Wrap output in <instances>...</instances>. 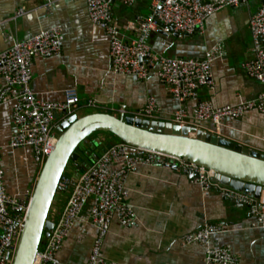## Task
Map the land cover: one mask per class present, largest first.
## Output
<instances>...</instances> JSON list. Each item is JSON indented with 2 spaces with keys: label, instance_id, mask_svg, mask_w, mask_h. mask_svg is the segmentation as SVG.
<instances>
[{
  "label": "crops",
  "instance_id": "obj_1",
  "mask_svg": "<svg viewBox=\"0 0 264 264\" xmlns=\"http://www.w3.org/2000/svg\"><path fill=\"white\" fill-rule=\"evenodd\" d=\"M151 6L152 0H142L134 7H125L120 1L114 3L115 21L126 41L135 38L138 22L150 14ZM260 6L261 0H249L239 7L225 8L208 19L203 33L176 36L159 31L152 35L150 44L158 55L195 59H204L212 48L223 46L225 56L213 64L214 89L202 88L199 95L218 107L236 106L263 91V85L248 78L242 68L253 56L250 18ZM21 10L27 14L16 17ZM55 27L64 35L63 54L34 60L32 89L37 97L59 103L64 101L66 91L74 90L82 106L76 113L79 117L94 113L126 117L144 109L153 96L162 111L158 121L170 122L180 103L169 87L160 82L159 68L153 69L147 80L114 74L109 36L91 21L85 1L0 0V53L10 48L13 41L26 40ZM3 84L0 78V86ZM90 99L98 105L85 106ZM14 107L11 101L0 106L4 184L9 195L28 203L41 166L35 161L32 149L9 147L16 131ZM185 107L193 114L196 101L186 103ZM62 120L58 115L56 128ZM196 128L213 130L208 123ZM220 137L264 154V115L253 111L241 120L226 121ZM95 139L101 141L98 153L119 144L102 134ZM99 157L72 164L68 176L79 178ZM123 166L119 161L110 165L109 170L118 171ZM126 186L130 193L128 203L136 212L137 223L127 228L117 219L112 222L102 248L103 257L110 263L207 264L209 248H229L238 259L236 264H264V231L248 207L224 199L220 191H204L194 183L193 175L186 176L176 169L139 166L130 174ZM68 197L69 193L58 192L50 220L56 223L60 219ZM90 211L88 205L76 221L58 254L61 263L88 264L99 235L91 222ZM207 223L225 224L228 231L213 237L209 246L184 242L186 235Z\"/></svg>",
  "mask_w": 264,
  "mask_h": 264
},
{
  "label": "built area",
  "instance_id": "obj_2",
  "mask_svg": "<svg viewBox=\"0 0 264 264\" xmlns=\"http://www.w3.org/2000/svg\"><path fill=\"white\" fill-rule=\"evenodd\" d=\"M82 1L87 4L91 21L109 36L114 74L147 80L151 71L159 68L157 75L160 82L169 87L180 103V108L171 116V123L195 128L208 123L213 130L207 132L220 136L226 121L241 120L253 111L264 115V0L250 18L253 56L242 66L248 78L263 85V91L254 99L226 107L202 100L199 95L202 88L214 89L213 64L225 56L223 46L212 48L204 59L171 58L156 54L150 41L152 35L159 31L182 36L203 33L208 19L217 12L239 7L249 0H152L150 14L139 20L136 36L130 41H126L115 21L113 6L120 1L125 7H134L142 0ZM26 14L21 10L16 17ZM63 44V32L55 27L26 40L13 41L10 48L0 53V78L4 82L0 86V106L9 101L15 105L13 122L16 131L9 147L32 149L35 161L41 167L58 143L55 134L57 116L61 115L62 121H67L82 107L74 90L66 91L64 101L55 103L37 97L32 89L34 60L61 57ZM191 101H196V107L190 115L185 105ZM97 105L95 100L90 99L85 106L94 108ZM122 113L125 115L126 111ZM161 115V108L152 96L146 107L133 117L158 121ZM119 161L123 162V168L110 171L109 166ZM139 166L176 169L186 176L193 175L194 183L204 191H220L224 199L247 206L264 231V202L253 195L216 183L215 171L157 152L137 149L131 153L126 144L119 143L108 148L79 178L74 179L67 174L62 177L60 188L69 193L68 202L34 264H63L58 260V254L88 205H91V222L99 232L88 264H114L103 257V244L115 219L127 228L137 223L136 212L128 203L130 193L126 185L130 174ZM28 208L29 202H22L7 192L0 156V264L14 263ZM227 231L225 224L207 223L186 235L184 242L187 245L200 243L209 246L213 237ZM206 261L207 264H236L238 259L229 248H209Z\"/></svg>",
  "mask_w": 264,
  "mask_h": 264
},
{
  "label": "water",
  "instance_id": "obj_3",
  "mask_svg": "<svg viewBox=\"0 0 264 264\" xmlns=\"http://www.w3.org/2000/svg\"><path fill=\"white\" fill-rule=\"evenodd\" d=\"M55 134L58 143L41 169L13 264H34L47 245L56 226L50 213L61 179L71 164L106 151L97 152L101 145L95 139L98 134L115 136L131 153L137 149L157 152L213 170L216 183L264 202V154L210 132L171 122L94 113L63 121Z\"/></svg>",
  "mask_w": 264,
  "mask_h": 264
},
{
  "label": "rangeland",
  "instance_id": "obj_4",
  "mask_svg": "<svg viewBox=\"0 0 264 264\" xmlns=\"http://www.w3.org/2000/svg\"><path fill=\"white\" fill-rule=\"evenodd\" d=\"M99 135V134H98ZM103 136H107V137H111L112 139H113V141H115V142H118V140L115 138V137H112V136H110V135H105V134H102ZM43 167V166H42ZM42 167H41V169H42ZM72 167V164L68 167V169L66 170V173L65 174H67V175H69V172L71 171L70 170V168Z\"/></svg>",
  "mask_w": 264,
  "mask_h": 264
},
{
  "label": "trees",
  "instance_id": "obj_5",
  "mask_svg": "<svg viewBox=\"0 0 264 264\" xmlns=\"http://www.w3.org/2000/svg\"><path fill=\"white\" fill-rule=\"evenodd\" d=\"M112 137H115V136H113V135H111ZM116 138V137H115ZM117 140H118V143H122L118 138H116Z\"/></svg>",
  "mask_w": 264,
  "mask_h": 264
}]
</instances>
